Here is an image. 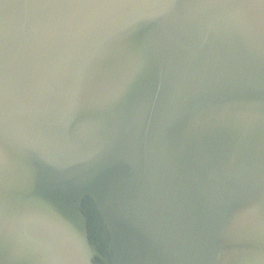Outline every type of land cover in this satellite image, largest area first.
Returning a JSON list of instances; mask_svg holds the SVG:
<instances>
[{"label": "water", "instance_id": "water-1", "mask_svg": "<svg viewBox=\"0 0 264 264\" xmlns=\"http://www.w3.org/2000/svg\"><path fill=\"white\" fill-rule=\"evenodd\" d=\"M0 139V264L78 258L73 221L88 264H258L232 222L264 201V0H0Z\"/></svg>", "mask_w": 264, "mask_h": 264}, {"label": "snow or ice", "instance_id": "snow-or-ice-1", "mask_svg": "<svg viewBox=\"0 0 264 264\" xmlns=\"http://www.w3.org/2000/svg\"><path fill=\"white\" fill-rule=\"evenodd\" d=\"M166 2L167 0H160V3ZM8 164L9 150L3 140L0 139V244H4L6 239L5 217L8 211V193L10 188ZM17 211L23 216L40 215L44 213L45 205L42 201L22 202ZM256 223H258L260 228L258 243L254 239ZM62 233L67 238L73 251L78 255V258H69L59 249L53 250L40 247L41 264H88L87 258L94 254V249L87 241L82 224L76 221L70 222L63 226ZM246 234L249 239L244 242V250L237 253V258H256L258 264H264V201L258 205L248 204L241 208L233 219L232 235L239 240Z\"/></svg>", "mask_w": 264, "mask_h": 264}]
</instances>
